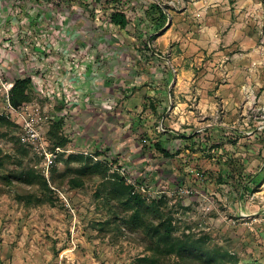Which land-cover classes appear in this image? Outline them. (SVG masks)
<instances>
[{"label":"rangeland","instance_id":"1","mask_svg":"<svg viewBox=\"0 0 264 264\" xmlns=\"http://www.w3.org/2000/svg\"><path fill=\"white\" fill-rule=\"evenodd\" d=\"M114 10L125 28L109 22ZM181 12L176 31L209 46L190 47L175 87L183 49L156 38ZM229 16L220 35L237 22L252 38L226 50L209 23ZM225 60L262 82H239L244 114L228 118ZM209 68L210 83L193 82ZM24 77L27 100L14 108L9 90ZM263 89L264 0H0V264H139L154 247L144 226L162 231L167 220L174 238L196 239L197 255L264 264ZM203 94L212 116L198 114Z\"/></svg>","mask_w":264,"mask_h":264},{"label":"crops","instance_id":"2","mask_svg":"<svg viewBox=\"0 0 264 264\" xmlns=\"http://www.w3.org/2000/svg\"><path fill=\"white\" fill-rule=\"evenodd\" d=\"M212 1H216V0H212ZM147 7V6H146ZM161 9V8H160ZM162 10V9H161ZM164 12V10H163ZM184 12H181V15H172L171 17V24L170 27L166 29L165 32H163L162 34H160L157 38H156V42H163V44L166 43H170L173 42L175 40L179 41V46L180 48L183 49L182 53L179 54L178 56H173L172 58V64L174 66V69L178 72L177 74V82L175 87H177L179 85V81H180V76L182 77V75H184L186 73V75H189L188 71L184 72L183 69H181L179 66L180 64L183 62V59L190 55L188 53V50L191 49L195 50L196 55L203 53L204 51L201 50V47L206 48V46L208 47V44H203L200 43V45L197 43H190V41L192 40L191 38V33H188V38L186 37H181V33H179L178 31H176V26H181L182 24H180V20L183 18L185 19V17L183 16ZM226 14V13H225ZM158 17L159 15H156V19H155V24L158 22ZM226 18V15L225 17ZM230 20H225V19H221L219 21H214V23H209L210 24V31L212 34H214V36H212V42L215 45L220 44L221 42L223 43L222 46H224L226 48V50H228L229 46H233L234 41L238 40L240 45H244L245 43H247V41H242L244 38L243 35V31H239L236 28V25L238 24L237 22L234 24L235 26H229V31L227 30V32L223 35L219 34V30H223L225 28V25L228 27V24L233 25V22L231 21V16H229ZM154 23V22H153ZM212 24V25H211ZM152 25V24H151ZM154 25V24H153ZM238 34L239 37H236V35ZM247 35V34H246ZM248 38H252L251 35L245 37L244 39H248ZM197 41V40H196ZM235 45H237L235 43ZM211 48V47H210ZM253 52V51H252ZM216 69V68H215ZM210 71H207V69L202 70L200 73H198V75L192 77L193 82H197V84H204L205 82H209L212 80V77H214V75L212 74V70L209 68ZM207 71V72H206ZM217 70H215L216 72ZM241 67L240 65H238L237 63L232 64L231 62H229L228 60L225 62L223 61L222 63V68L220 70V74H223L224 79H223V89H224V93H222V97L224 98V103L227 104V111L223 112V114H221V116L226 118L231 117L232 114L236 115H243L244 111H241L239 113H236L237 109L235 108V106L239 104V99L240 98V89H239V82H241L244 78L247 77V79H249L251 82H255L257 84V88L260 89L261 88V84L262 82L260 81V77L259 75L255 74L254 72L250 74H248L247 72H245V75L241 74ZM219 73V72H218ZM191 75V74H190ZM249 85H251L252 89L255 90V86H252V84L249 83ZM262 92L264 93V89L262 90ZM205 96V97H204ZM186 103V101H185ZM213 101L212 99L208 98L205 94H203L200 98V100L198 101V109H199V115H202L203 117H207L208 115L212 116L211 113H206L207 110H210V108L212 107ZM229 109H231V111H229ZM229 111V114L231 113V115H227ZM189 113H193L192 111H189ZM212 127V126H211ZM209 129V128H207ZM232 129V128H229Z\"/></svg>","mask_w":264,"mask_h":264},{"label":"trees","instance_id":"3","mask_svg":"<svg viewBox=\"0 0 264 264\" xmlns=\"http://www.w3.org/2000/svg\"><path fill=\"white\" fill-rule=\"evenodd\" d=\"M159 9V17H158V26L156 27L161 28L164 25V21L166 19V14L163 10ZM109 22L114 25L118 26L119 28H125L128 25V19L123 11L114 10L109 15ZM31 83L30 77L24 78H16L12 81V85L10 88L9 93V103L12 107L18 108L20 105L27 100L26 96V88ZM9 123V120L0 115V125H5ZM60 126V125H58ZM66 141L65 138H60L57 141V144H64ZM156 148H158L164 155H168L165 149L159 143H155ZM98 154V153H97ZM69 158L73 161L82 160L84 156L82 154H74L70 155ZM89 159V158H88ZM95 169H98L99 165L94 164L91 166ZM122 183V179L119 180ZM127 189L126 187H124ZM133 200L137 202L142 201L139 195H131ZM128 203L129 201H124ZM139 219V214L136 213L132 216V222L137 223ZM140 220V219H139ZM143 231L153 238V253L151 256L141 257L138 259L139 264H166L165 261H161L160 256H171L174 255L180 262L187 264L189 261H195V258L198 259V264H223L217 262L216 255H208L205 253H200L197 255V251L199 250V244L196 239H193L190 236H185V238H174L172 235V226L170 220L165 221L163 223V230L160 231L157 227L153 226H144Z\"/></svg>","mask_w":264,"mask_h":264},{"label":"built area","instance_id":"4","mask_svg":"<svg viewBox=\"0 0 264 264\" xmlns=\"http://www.w3.org/2000/svg\"><path fill=\"white\" fill-rule=\"evenodd\" d=\"M11 110H13V112H14L15 115H17L18 117H21V114H22L21 111H18V110L16 111L13 108H11ZM28 132H29V134L28 135L26 134L27 135V139H31V138L34 139L37 136V134L35 132V129L32 128V127H28ZM50 156H53V155L52 154H48L47 159L49 158V160H48L49 163L52 162Z\"/></svg>","mask_w":264,"mask_h":264},{"label":"water","instance_id":"5","mask_svg":"<svg viewBox=\"0 0 264 264\" xmlns=\"http://www.w3.org/2000/svg\"><path fill=\"white\" fill-rule=\"evenodd\" d=\"M167 24H169V23H167Z\"/></svg>","mask_w":264,"mask_h":264}]
</instances>
